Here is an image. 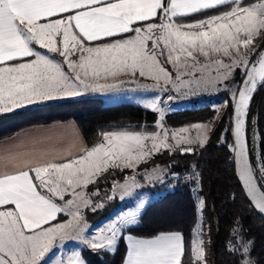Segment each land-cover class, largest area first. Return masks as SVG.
<instances>
[{
	"label": "snow or ice",
	"instance_id": "1",
	"mask_svg": "<svg viewBox=\"0 0 264 264\" xmlns=\"http://www.w3.org/2000/svg\"><path fill=\"white\" fill-rule=\"evenodd\" d=\"M257 38L264 39V0H0V114L86 93L124 91L128 81L121 76L136 84L133 91L157 93L144 107L158 114L157 131L101 132L97 143L75 154L30 155L0 173V264H89L80 250L57 252L78 241L98 256L115 254L122 240L127 243L122 264H208L211 226L204 221L207 202L199 194L196 166L184 177L195 185L197 213L187 239L178 230L148 238L129 234L141 222L144 199L94 233L84 215L85 209L106 207L94 199L99 189L89 186L117 171L133 174L123 183L113 181L108 201L134 196L144 186L141 179L163 182L169 174L180 179L159 167L145 168L137 179L136 170L157 154H194L206 146L211 123L166 126L165 103L181 96L229 93L232 115L221 143L232 154L253 209L264 216V152H257L264 135L251 107L264 89V46L254 44ZM190 129L197 131L195 140ZM229 133L231 144L224 138ZM249 236L235 220L226 248L237 256L236 264H260Z\"/></svg>",
	"mask_w": 264,
	"mask_h": 264
},
{
	"label": "trees",
	"instance_id": "2",
	"mask_svg": "<svg viewBox=\"0 0 264 264\" xmlns=\"http://www.w3.org/2000/svg\"><path fill=\"white\" fill-rule=\"evenodd\" d=\"M258 45L264 46V39ZM217 98L226 103L221 118L208 136L204 148H196L194 154L169 155L167 152L157 154L154 162L142 164L141 168H149L158 164H166L167 170L179 173L180 179H169L172 189L158 200L150 203L141 214V222L129 234L148 238L159 231L178 230L189 238L196 222V199L192 192L193 185L184 177L193 171L201 176V197L207 202L204 211L206 225L211 226V243L207 248L208 264H236L237 256L232 255L226 248L229 232L233 222L240 219L244 231L250 233L248 239L253 240V259L264 264V217L255 211L245 195L236 174L232 154L226 144L221 143L224 129L230 126L229 117L232 115L229 93L221 91ZM253 113H258L259 132L264 135V89H260L252 104ZM217 111L210 104L185 109L165 116L168 128L183 126L212 120ZM73 120L77 123L88 147L97 143L100 133L105 131H157L158 114L143 105L124 102L107 105L98 97H85L60 102L42 104L20 109L11 113L0 114V139L12 136L21 129L58 121ZM228 144L232 143L229 133L224 136ZM260 152L264 145L259 144ZM178 165V167H176ZM113 201L107 202L106 207L96 212L95 217L101 218L109 214ZM86 220L91 215L84 210ZM61 219H64L62 217ZM127 253L125 241H121L115 254L96 255L87 248L82 254L89 264H122Z\"/></svg>",
	"mask_w": 264,
	"mask_h": 264
},
{
	"label": "rangeland",
	"instance_id": "3",
	"mask_svg": "<svg viewBox=\"0 0 264 264\" xmlns=\"http://www.w3.org/2000/svg\"><path fill=\"white\" fill-rule=\"evenodd\" d=\"M256 41H258V40H256ZM256 41H254V44L258 45L260 42L257 43ZM119 79H123L125 81H128V83H126L124 86L125 87L124 91L109 92V93H86V94H83V95L78 96V97H84V96L95 97V98L98 97L107 105H115V104H120V103H124V102H132V103H137V104L144 106L145 103H147L149 100H151L153 97H155L157 95V93L153 92V91H144V90L133 91L132 89H136L137 86L134 82H132L130 77L121 76V77H119ZM139 80H140V83H142V84L153 83L151 80H148L145 78H139ZM220 92H208V93H203V94H199V95H192V96H189L187 98L181 96L175 101H172V102L166 101V103H165L166 114L177 112V111H182L185 109H190V108H194V107H198V106H202V105H206V104H210L211 107L218 109V113H217L215 119L207 120V121H203V122H197L200 124L211 123V125H212L211 131L207 133V135L209 136L210 133L212 132V130L218 124V122L221 118V115H222V113L225 109V106H226V103H225L223 98L222 99L217 98L219 96L218 93H220ZM161 96L163 99L167 96V94L166 93L161 94ZM74 98H76V97H74ZM197 123H193V124H197ZM193 124H189V125H193ZM186 126H188V125H186ZM169 129H175V128H169ZM177 129H179V128H177ZM189 135L191 136L192 139L195 140L197 138V131L195 129H190ZM200 135H203V133H200ZM257 152H260L259 143L257 145ZM141 167H142V165H140L139 168H137V170H136L137 179H141V177L143 175H146V173L143 170L147 167H145V168H141ZM157 167L164 168L165 170H166V168H168V166L166 164H161L159 162L158 164L151 166L147 169L151 170V169H154ZM132 174L133 173L131 170H125V172H123V173L117 171L113 175H107L106 178H101V179L97 180V183L95 186H91V185L89 186V191H95L96 188L99 189V196L94 197V199L98 200L100 203L107 204V202L109 203L111 201H113V203H114L111 206V210H110L109 214H107L104 217L101 216V218H96L95 220H92V219L95 217L96 212L100 211L101 209L97 210L96 212H92L90 210L85 209L87 211V213L92 216L88 220H86L87 224L90 226L89 227V233H94L96 231L97 227H100L102 225H106L108 223V221L111 218H113L118 212H120L122 210L127 211L129 208L135 207V203L139 199L146 200V204H145V208H144V210H145L150 203L158 200L164 194H166L168 191H170L172 189V184H170V182H169V179L172 176L169 174V175H165L163 177V182L153 181L152 183H149L148 181L141 179V183L144 185L143 188L137 189L136 194L134 196L128 197L124 201H121L118 198L113 199L111 201L106 200V194L111 195V188H112L113 181H120L121 183H123L125 177L130 176ZM193 187H195V185H193ZM144 210H143V212H144ZM204 221H205V218H204ZM86 234H88V233H86ZM83 249H86L85 246L83 244L79 243L78 241H69V242H66L62 253L57 252V256H60V255L67 256L69 254V252L72 250H80L82 253ZM53 258L55 259V257H53Z\"/></svg>",
	"mask_w": 264,
	"mask_h": 264
},
{
	"label": "crops",
	"instance_id": "4",
	"mask_svg": "<svg viewBox=\"0 0 264 264\" xmlns=\"http://www.w3.org/2000/svg\"><path fill=\"white\" fill-rule=\"evenodd\" d=\"M111 82V80L108 81V83ZM85 97L88 96L76 98L69 97L45 103L26 105L14 111L47 103ZM84 147H88V145L83 138L77 123L73 120L30 126L19 130L10 137L0 139V173L13 170V165L17 160L25 159L30 155H40L45 153L62 154L67 151H71L75 154Z\"/></svg>",
	"mask_w": 264,
	"mask_h": 264
},
{
	"label": "water",
	"instance_id": "5",
	"mask_svg": "<svg viewBox=\"0 0 264 264\" xmlns=\"http://www.w3.org/2000/svg\"><path fill=\"white\" fill-rule=\"evenodd\" d=\"M256 96V95H255ZM255 98V97H254ZM254 101V100H253ZM252 104H253V102H252ZM252 106V105H251ZM239 179V178H238ZM240 181V180H239ZM240 184H241V182H240ZM241 186H242V184H241ZM243 188V187H242ZM244 190V189H243ZM245 192V191H244ZM246 195V194H245ZM247 197V196H246ZM248 198V197H247ZM249 200V199H248ZM264 217V216H263Z\"/></svg>",
	"mask_w": 264,
	"mask_h": 264
},
{
	"label": "built area",
	"instance_id": "6",
	"mask_svg": "<svg viewBox=\"0 0 264 264\" xmlns=\"http://www.w3.org/2000/svg\"><path fill=\"white\" fill-rule=\"evenodd\" d=\"M256 40H258V41H256ZM255 41L257 42V43H259L262 39H260V38H258V39H256Z\"/></svg>",
	"mask_w": 264,
	"mask_h": 264
},
{
	"label": "flooded vegetation",
	"instance_id": "7",
	"mask_svg": "<svg viewBox=\"0 0 264 264\" xmlns=\"http://www.w3.org/2000/svg\"><path fill=\"white\" fill-rule=\"evenodd\" d=\"M259 150H260V148H259Z\"/></svg>",
	"mask_w": 264,
	"mask_h": 264
}]
</instances>
